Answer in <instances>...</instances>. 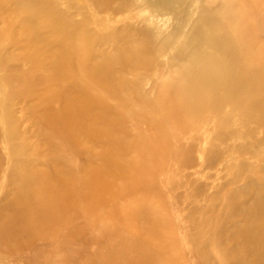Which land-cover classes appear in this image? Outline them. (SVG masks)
<instances>
[{
    "label": "bare ground",
    "instance_id": "obj_1",
    "mask_svg": "<svg viewBox=\"0 0 264 264\" xmlns=\"http://www.w3.org/2000/svg\"><path fill=\"white\" fill-rule=\"evenodd\" d=\"M88 1L99 13H107L103 18L122 11L127 13L132 8L136 11L134 23L130 20L118 25L116 20L109 33L100 34L97 27L89 30L87 22L75 24L68 17L61 18L54 6L55 0L7 1L21 9L16 18L27 37L26 49L23 50L28 53L37 47L42 53V60L38 62L45 68L63 69L51 77L41 74L35 79L32 77L33 81H24L29 82V87L36 88L33 93L44 83L72 80L56 98L34 96L33 93L29 94L33 95L31 97H16L25 104L20 117H16V110L7 109L9 123L2 136L7 147L4 153L0 152V251L12 254L30 247L33 264H56L47 256L39 261L42 253L71 251V259L76 257L77 251L72 247L89 230L101 233L99 239L90 232L86 238L96 249L108 239L107 233L113 232L106 229L108 224L102 227L94 218L98 217V210L102 211L112 200L120 197L121 192L111 188L110 179L125 174L120 164L123 159L120 155H126L128 150L124 135L139 129L141 124L146 129H155L158 124L132 111L131 104L148 108H153L155 103L161 104L167 114V123L174 124L187 116L195 118L200 114L199 107L204 100V95L198 93L197 88L202 83L207 89L230 91L224 97H214L213 101L207 99L208 103H213V110L217 113L222 112L224 101L246 104L251 111L264 113V58L260 60L255 51L250 53L242 49V45L247 43L251 49L255 46L249 36L244 38L245 32L249 31L245 20L249 16L255 20L262 10V0H241L248 2L249 6L238 16H234L235 7L234 11L226 12L225 18L234 24L227 29L232 27L237 35L235 38L221 25L220 19L211 17L217 7L225 8V1L210 11L195 7L199 14L190 24L186 15L192 13V17L195 10L186 0ZM253 21L252 29L254 27L256 31ZM212 29L221 32L217 36L207 35V31ZM190 32L185 48L166 60L169 71L176 66L189 82H164L152 97L142 93L139 81L142 71L152 65L156 55L173 49ZM204 46L219 55L206 52ZM34 62L37 64L36 60ZM5 68L11 72L20 70L17 64ZM199 68L204 72L198 74ZM30 72L31 69L23 74L29 78ZM87 86L92 87V92ZM164 88L166 95H162ZM102 89L105 92H100ZM242 92L248 99H241ZM173 101L177 106L171 107ZM55 103H58L57 107ZM128 114H132L135 120L131 128L124 124ZM25 122L29 123L28 128L23 126ZM187 126L191 129L190 124ZM227 135L232 137L234 132H218L216 138L223 140L228 138ZM135 136L138 140L134 141L148 149L149 140L144 139L143 142L140 136ZM193 148L192 143L185 147L191 152ZM68 155L79 159L77 167L71 165ZM210 155L211 160L217 157L214 153ZM207 163L210 164L209 160ZM253 194L239 203L234 193L229 196L231 207L240 206V209L231 213L228 225L237 228L240 246L246 248L238 264H264V187H259ZM239 217L250 219V225L245 229L240 227L236 223ZM145 218L141 216V219ZM259 218L260 224H256ZM38 241L43 245L38 246ZM141 248H137L136 263L151 264L150 257L140 253ZM252 257L256 262L251 260ZM91 262L107 264L96 258Z\"/></svg>",
    "mask_w": 264,
    "mask_h": 264
},
{
    "label": "rangeland",
    "instance_id": "obj_2",
    "mask_svg": "<svg viewBox=\"0 0 264 264\" xmlns=\"http://www.w3.org/2000/svg\"><path fill=\"white\" fill-rule=\"evenodd\" d=\"M7 1L0 0V147H3L0 149L1 153H4L7 147V141L2 139L9 123L7 109L11 107V110H16V117L23 115L21 109L25 104L19 102L16 97L41 95L56 98L59 97L58 92L72 81L47 82L38 88L40 91L33 93L36 88L29 87L27 81H33L41 74L51 77L57 72L61 73L63 69L55 71L56 69L45 68L38 62L42 60V53L37 47L28 53L24 51L27 37L23 35L20 21L16 18L21 9L16 6L17 4L10 5ZM55 1L54 6L60 12L61 18L68 17L71 23L75 24L87 22L89 30L97 27L100 34L109 33L113 21L117 20L118 25H121L136 16V11L131 8L127 13L122 11L103 18L107 13H99L88 0ZM222 1H225L226 5L221 9L217 6ZM186 3H192L191 9L195 10L192 17L190 15L192 13L186 15L190 18L189 24L196 20L201 7L209 11L217 7L216 13L212 12L211 17L220 19L221 25H224L225 30L234 38L237 36L232 29L234 24L225 18L226 12L234 11L235 7L234 16H238L247 11L249 6L248 2L241 0L199 2L186 0ZM261 4L262 10L255 20H252V16L245 20L249 31L245 32L244 38L249 36L255 46L251 49L248 43L242 45L243 50H249L250 53L255 51V56L260 60L264 58V0L260 2ZM252 21L255 23L256 31L253 30L254 27L252 29ZM131 22L134 23V20ZM230 25L232 27L228 30ZM220 32L208 30L207 35L217 36ZM190 37L191 32L189 36L182 37L173 49L156 55L152 65L142 71L143 75L140 77L144 81L139 77L142 93L152 97L164 82L165 84L174 80L189 82L176 66L169 71L166 60L175 52L182 51ZM187 49L189 50V47ZM203 49L219 55L218 52L214 53L213 49L205 46ZM16 64L20 67L19 71L11 72L5 68ZM29 69L31 80L23 74ZM196 72L201 74L204 71L199 68ZM87 87L88 90L92 88ZM197 88L198 93L204 95L202 105L199 107L200 114L195 118L187 116L174 124L165 121L167 114L161 104L155 103L154 109L143 105H130L132 111L145 119L148 118L147 120H155L158 124L155 129H146L145 125L141 124L139 129L130 130L124 135L123 141L128 150L126 155H119L123 158L120 164L125 174L110 179L111 188L121 192L120 197L112 200L102 211L98 210V217L94 218L102 227L108 224L106 229L113 232L107 231L108 239L96 249V246L86 238L91 234L99 239L101 233L95 230H89L90 233L87 231V234L79 238V243L72 247L73 251H77L73 260L70 256L71 251L66 253L62 251L55 254L42 253L38 257L39 261L45 260L47 256L55 260L56 264H91L93 258L106 261L107 264H139L135 259L139 253L138 246L142 247L141 254L150 257L151 264H238L242 260L241 256L246 252V248L240 246L241 239L237 228L232 224L228 225V217L232 216L231 213L238 212L240 206L238 208L234 205L236 209L234 210L229 196L234 193L235 200L239 203L247 200V197L255 193L259 187H264V113L253 112L246 104L237 105L228 101L223 102L222 112L217 113L213 110V103H208L207 99L213 101L214 97H224L230 91L207 89L202 83L198 84ZM100 92L105 90L102 89ZM31 93L33 95L30 96ZM166 94L167 90L164 88L162 95ZM240 96L242 100L248 99L244 92ZM57 105L58 103L54 104L55 107ZM171 105L175 107L177 102L173 101ZM132 116L125 115L127 119L125 118L124 124L127 128H131L135 122ZM189 124L191 129L187 126ZM23 126L28 128L29 123L25 122ZM228 131H233L234 135L232 137L227 135L228 138L223 140L216 138L218 132L227 134ZM135 135L140 136L141 141L149 140L148 149L145 150L134 141L138 140ZM186 143L193 144L192 152L185 149ZM211 153L217 155L216 159H210ZM68 157L71 165L77 167L79 159L73 155ZM208 160L210 164L207 163ZM141 216H145V220L141 219ZM255 222L260 224V218ZM236 223L245 229L250 225V219L239 217ZM42 243L38 241L36 244L39 246L43 245ZM256 246L263 249L262 246ZM30 256H32L30 247L12 254L0 251V264H33ZM251 260L256 262L254 257Z\"/></svg>",
    "mask_w": 264,
    "mask_h": 264
}]
</instances>
